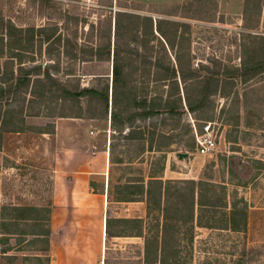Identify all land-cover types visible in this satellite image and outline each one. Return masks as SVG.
I'll use <instances>...</instances> for the list:
<instances>
[{"label": "rangeland", "instance_id": "obj_1", "mask_svg": "<svg viewBox=\"0 0 264 264\" xmlns=\"http://www.w3.org/2000/svg\"><path fill=\"white\" fill-rule=\"evenodd\" d=\"M244 1L27 0L23 3L21 0H0V13L6 22L25 29L54 28L56 24L60 29L58 34L76 39L80 45L99 44L101 30L110 20L114 22L119 10L151 15L155 19L167 18L157 13H171L174 16L170 19L190 27H179V31L185 32L187 42L184 41V45L190 48L194 66L202 63L213 67L209 62L212 58L228 66L239 63L236 47L241 33L252 32L264 37V0L258 28L248 31L244 25L247 21L253 22L255 15H245ZM37 38L34 52L30 49L22 53L26 67L50 66L51 73L62 80H66L67 73H73L82 86L88 87L98 86V77L109 76L112 80L111 62H101L88 54L86 62L71 60L62 54L63 46L57 44L51 45L48 54L47 44L41 45ZM3 60L0 59V65ZM263 86L264 83L252 82L247 88L248 108L239 113L229 105L220 113L227 102L215 97L211 122L218 130V145L211 154H198L192 136H177L179 129L172 132L169 128H159L162 135L156 136L155 144L162 143L161 151H147L148 142H145L146 151L141 152V144L134 142L129 147L116 149L115 157L123 159L122 164L111 165L110 151L108 167L104 158L98 160V168L102 167L98 169L100 174L92 177V191L107 196V217L112 233L118 235L105 238L104 264H146V241L152 258L157 238L160 243L164 241L166 248L164 264H264ZM6 108L11 114L8 115L10 124L0 134V264H49L50 245L41 234L50 228L47 218L53 204L54 177L60 170L64 171L65 162L76 147L82 146L92 156L96 151L109 150L110 121L53 118L49 116L54 111L53 106L27 104L21 99ZM186 118L192 127L201 128L202 120L191 115ZM11 122L23 127V132H11L14 127ZM141 125L148 126L149 121ZM42 129L54 131L40 133ZM168 136L172 141L166 144ZM92 159L88 158L89 165ZM129 159L131 164H128ZM150 176L161 177L172 185L168 199L173 210L167 219L153 203L155 196L150 212L146 198H137L134 202L116 201V185L128 180H144L147 185ZM188 181L215 184V190L208 192L204 200L212 198L218 206L203 210L200 218L196 207L190 219ZM221 186L226 189L225 195ZM224 196L227 208L223 207ZM233 201L246 208V231L218 228L228 219ZM15 206L38 210L28 212L24 216L27 221L7 220L3 234L2 207ZM4 215L11 217L15 213L5 211ZM119 219L129 222L119 223ZM199 220L202 225L209 223L215 228L201 226Z\"/></svg>", "mask_w": 264, "mask_h": 264}, {"label": "trees", "instance_id": "obj_2", "mask_svg": "<svg viewBox=\"0 0 264 264\" xmlns=\"http://www.w3.org/2000/svg\"><path fill=\"white\" fill-rule=\"evenodd\" d=\"M262 3L263 0L244 1L245 15H255L253 22L245 20V30L258 28ZM157 14L167 18L155 19L151 15L119 10L115 13L114 22L110 20L101 30L102 39L99 44L80 45L76 39L58 34L60 29L56 24L54 28L45 26L25 29L6 22L0 13V59L4 58L0 65V134L10 124L8 115L10 116L11 112L6 107L12 106L18 99L27 104L53 106L54 111L49 115L53 118L109 120L110 163L116 165L124 162L123 159L115 157L116 149L121 146L129 147L132 143L139 142L141 152H145V142H148L147 151H161L162 143L155 144L156 136L161 134L159 128H169L172 132L179 129L177 136H192L194 140L193 127L186 117L191 115L203 123L211 122L215 97L227 102L220 109V113H224L228 105L234 108L236 113L242 109L246 110L247 88L252 82L264 83V37L252 32L241 33L236 47V57L239 59L236 65L228 66L222 60L212 58L209 62L213 67L202 63L195 67L190 48L184 45V41L187 42L185 32L179 31V27L188 29L189 25L170 19L174 14ZM91 29L94 27L91 26ZM36 37L41 45L47 44L48 54L51 45L57 44L63 46L62 54L71 60L86 62L88 54L101 62H111L112 80H109V76L98 77V86L88 87L82 86L73 73H67L66 80H62L51 73L50 66L36 64L26 67L22 53L30 49L34 52ZM59 59L60 55L58 61ZM3 108L5 109L2 111ZM261 110L264 111L263 107ZM148 121V126L141 125ZM11 124L14 126L11 132H23V127H18V123ZM53 131L46 132L42 129L40 133L50 134ZM147 136L148 139L145 140ZM166 140H169L166 143L169 144L172 137L168 136ZM128 162L131 164L132 160L129 159ZM149 178L147 185L144 180H128L116 185V201L134 202L138 201L137 198H146L150 212L155 196L153 203L163 218L167 219L168 213L173 210L168 199L172 185L164 182L161 177ZM187 183L191 190L187 206L190 219L193 218L196 207L200 218L203 210L218 206L212 198L210 201L204 200L209 196L208 192L215 190V184L203 181ZM90 186L93 189L94 182H91ZM220 188L225 195V187ZM152 189L155 191L152 192ZM226 199L224 196L223 207L227 208ZM37 210L34 207H2L3 234L7 220L27 221L28 218L24 216ZM5 211H11L15 216L8 217L4 215ZM48 212L47 220L50 223L51 210ZM227 216L228 219L218 228L235 232L246 231L245 206L233 201ZM128 222L127 219H119V223ZM198 223L215 228V225L209 223L202 225L200 220ZM41 236L45 237L46 243L50 245V228ZM106 236H118L112 233V224L108 217ZM155 245L153 257L150 258L151 249L146 241L145 263H166L164 241L160 243L157 238Z\"/></svg>", "mask_w": 264, "mask_h": 264}, {"label": "crops", "instance_id": "obj_3", "mask_svg": "<svg viewBox=\"0 0 264 264\" xmlns=\"http://www.w3.org/2000/svg\"><path fill=\"white\" fill-rule=\"evenodd\" d=\"M108 151L92 156L82 146L76 147L64 171L54 177L49 264L105 263L108 199L93 192L90 183L101 172L98 160L104 158L108 167ZM89 157L93 158L90 165Z\"/></svg>", "mask_w": 264, "mask_h": 264}, {"label": "built area", "instance_id": "obj_4", "mask_svg": "<svg viewBox=\"0 0 264 264\" xmlns=\"http://www.w3.org/2000/svg\"><path fill=\"white\" fill-rule=\"evenodd\" d=\"M23 3L27 0H21ZM194 143L198 154L208 155L217 149L218 130L212 122H205L198 130L193 127Z\"/></svg>", "mask_w": 264, "mask_h": 264}]
</instances>
